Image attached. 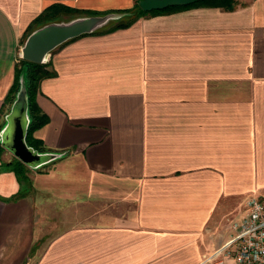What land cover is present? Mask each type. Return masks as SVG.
<instances>
[{"label": "crops", "instance_id": "crops-1", "mask_svg": "<svg viewBox=\"0 0 264 264\" xmlns=\"http://www.w3.org/2000/svg\"><path fill=\"white\" fill-rule=\"evenodd\" d=\"M135 1L0 0V104L43 7ZM46 61L33 135L56 155L20 189L0 144V264H206L264 194V0L146 12Z\"/></svg>", "mask_w": 264, "mask_h": 264}, {"label": "trees", "instance_id": "trees-1", "mask_svg": "<svg viewBox=\"0 0 264 264\" xmlns=\"http://www.w3.org/2000/svg\"><path fill=\"white\" fill-rule=\"evenodd\" d=\"M235 4H236V0H196L184 5H172L160 9H151L146 11L138 7L137 0L134 2V4L131 7L108 9V10H92V9L76 8V7L68 6L63 3L54 2L43 7L33 18H31V20L28 22V24L24 29L23 38L32 29L46 22H50L56 19L60 14L90 15V14H104L106 12L126 13L125 18L115 19L102 27L81 34L104 33L111 31L115 28L128 26L135 18L146 12L152 14L161 13L171 9H183V8L199 6V5L216 6L222 9L229 10L232 9ZM48 65H49V61L33 62L17 57L13 64L12 82L8 87L0 104V115L2 116L0 122L1 125L3 123V115L8 111L9 106L14 98L15 92L19 87V77L20 74H22L25 85L26 115H27V124L24 134V141L26 145L32 147L33 149L39 152L51 150L50 148L45 147L42 141L33 135V130L38 128L47 121L46 114L39 109L35 101V94L38 88L39 80L43 77L51 76L54 74V70L49 68ZM1 148L2 147L0 146V149ZM3 164L14 173V176L21 189L23 183L25 184L28 181V177L26 175L27 166L16 157ZM20 189H18V191L14 194V196H18L22 193Z\"/></svg>", "mask_w": 264, "mask_h": 264}, {"label": "water", "instance_id": "water-1", "mask_svg": "<svg viewBox=\"0 0 264 264\" xmlns=\"http://www.w3.org/2000/svg\"><path fill=\"white\" fill-rule=\"evenodd\" d=\"M193 1L196 0H137V5L140 9L148 11L172 5H184ZM114 16L113 12H106L83 15L62 23L46 22L27 33L18 51V57L33 62H45V53L54 46L73 36L90 32L107 17ZM26 124L25 85L23 75L20 74L19 87L0 125V144L25 165L36 168L55 157L56 154L51 150L39 152L26 145L24 141Z\"/></svg>", "mask_w": 264, "mask_h": 264}, {"label": "built area", "instance_id": "built-area-1", "mask_svg": "<svg viewBox=\"0 0 264 264\" xmlns=\"http://www.w3.org/2000/svg\"><path fill=\"white\" fill-rule=\"evenodd\" d=\"M231 234L203 257L206 264H264V194L247 196ZM223 256L229 258L226 261Z\"/></svg>", "mask_w": 264, "mask_h": 264}, {"label": "rangeland", "instance_id": "rangeland-1", "mask_svg": "<svg viewBox=\"0 0 264 264\" xmlns=\"http://www.w3.org/2000/svg\"><path fill=\"white\" fill-rule=\"evenodd\" d=\"M113 13L115 14L114 17H107L104 22H102L100 25L95 26L94 29L102 27V26L108 24L109 22H111L115 19L125 18V15H126V13H124V12H113ZM80 16H83V14H60L56 19H54L52 21H55L57 23H62V22L70 21V20L75 19V18L80 17ZM111 16H112V14H111ZM0 119H2V116H0ZM243 200L241 201V205L239 202H237L235 204V206L232 208V221L237 220L239 218L240 213H241L240 206H242ZM230 216H231V214H230ZM227 228H228V223H227L226 228L224 229V231H225L224 234H226V236L228 235V229ZM223 258L226 261H229V258H226L225 256H223Z\"/></svg>", "mask_w": 264, "mask_h": 264}, {"label": "bare ground", "instance_id": "bare-ground-1", "mask_svg": "<svg viewBox=\"0 0 264 264\" xmlns=\"http://www.w3.org/2000/svg\"><path fill=\"white\" fill-rule=\"evenodd\" d=\"M46 56H47V53H45V58H46Z\"/></svg>", "mask_w": 264, "mask_h": 264}]
</instances>
